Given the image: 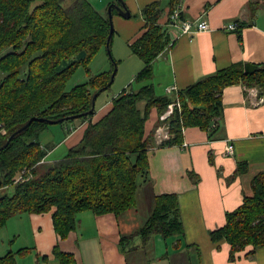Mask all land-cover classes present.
Instances as JSON below:
<instances>
[{
  "label": "trees",
  "instance_id": "obj_1",
  "mask_svg": "<svg viewBox=\"0 0 264 264\" xmlns=\"http://www.w3.org/2000/svg\"><path fill=\"white\" fill-rule=\"evenodd\" d=\"M183 2L167 0L162 6L161 0H154L141 8L142 33L130 44L131 52L144 63L135 82L152 78L154 59L171 42L168 25L174 23L173 14L180 9L181 18L186 17L181 11ZM162 18L168 22L163 24ZM110 26L108 13H101L89 0H0V192L13 188L12 193L0 195V228L12 216L53 210V225L63 240L76 228L80 212L119 215L135 206L140 184L149 179L151 145L145 134L154 107L160 114L158 124H169L171 133L158 146L182 145L183 131L188 127H200L214 135L217 120L224 113L225 87L243 84L256 87L264 95V63L254 64L257 69L251 74L244 72L242 63H232L173 96H158L153 84L137 91L130 85L113 97L112 108L100 119L92 120L96 111L81 117L88 121L81 141L63 158L46 162L53 147L41 139L52 124L47 119L89 110L94 93L110 81L114 64L97 74L91 67L106 47ZM237 33L241 39L240 31ZM81 66L88 80L67 90L68 81ZM177 98L182 110L176 109L171 118L163 119L166 107ZM33 117L46 120H34L7 144L8 138ZM24 170V180L16 181ZM247 170L246 162L238 163V174ZM188 174L195 183L199 181L194 170ZM155 234L165 239L180 237L175 247L182 245L185 229L177 194L156 196L149 218L136 233L122 236L119 246L126 253L134 249L137 237L147 245ZM209 234L217 245L222 241L230 244L231 262L248 246L246 256L264 246V172L252 177L251 195L227 211L226 223ZM27 251L10 249L0 255V264H17V254ZM53 252L60 264L73 262V254L62 251L59 245Z\"/></svg>",
  "mask_w": 264,
  "mask_h": 264
},
{
  "label": "crops",
  "instance_id": "obj_2",
  "mask_svg": "<svg viewBox=\"0 0 264 264\" xmlns=\"http://www.w3.org/2000/svg\"><path fill=\"white\" fill-rule=\"evenodd\" d=\"M152 1L127 0L133 16L119 18V32L128 43L129 59L136 55L130 51V44L142 33L144 24L141 17L134 15H139L141 8ZM182 8L186 18L205 19L210 28L181 35L169 25L170 45L154 59L152 78L141 83L136 91L145 84H153L158 96H173V88L180 91L232 63H264V0H184ZM166 21L161 20L163 24ZM232 22L239 24L241 39L238 30L227 29ZM120 56L119 53L117 57ZM133 75L124 76L123 87L135 82ZM255 89L243 84L225 87L224 113L217 120L214 135L196 126L185 128L186 145L158 146L156 129L160 126V114L154 107L146 121L145 134L151 145L149 179L140 184L135 206L119 215L80 212L76 228L63 240L54 228L53 210L18 214L25 218L31 236L27 246L31 251L28 248L26 256L34 252V264H60L53 252L54 246L59 245L62 251L73 254L70 264H264V246L246 256L248 246L231 262L230 244L222 241L217 245L209 234L226 223L227 211L236 208L244 196L251 195L252 177L264 172V100H258L264 95ZM143 106L144 103L140 108ZM111 108L112 100L101 106L92 120L100 119ZM87 124L88 121H82L76 127H68L69 133L53 144L49 153L62 143L69 148L78 144ZM228 145L233 146L232 154L226 150ZM49 156L46 162H51ZM239 162L247 163L246 173H237ZM191 169L200 176L197 183L188 174ZM163 193L178 196L185 229L182 245L175 247L180 237L165 239L155 234L147 245L137 237L132 244L134 249L124 253L119 246L121 237L142 227L154 209L156 196Z\"/></svg>",
  "mask_w": 264,
  "mask_h": 264
},
{
  "label": "rangeland",
  "instance_id": "obj_3",
  "mask_svg": "<svg viewBox=\"0 0 264 264\" xmlns=\"http://www.w3.org/2000/svg\"><path fill=\"white\" fill-rule=\"evenodd\" d=\"M92 2V4L103 14H109V5L117 0H89ZM167 0H161V5L164 6L166 5ZM139 15H134V18L139 19ZM119 18H124L122 17L119 13L113 14V23L116 26L115 29V34L113 36V41L111 44V50H112V56L115 58L117 62V73L114 79V83L110 87V89L102 92L100 96L98 97V101L96 104V111H99L101 106H104L107 102L111 101L113 97L117 96L119 93H121L125 88L129 87L130 89H133L136 91V89L142 85L141 83L134 82L133 84H127L125 87L122 86V79L124 78L125 75L129 73H134L132 76L135 77V75L142 69V60H140L136 55L132 57L133 59H129V49H128V43L124 40L123 37L120 35V24H119ZM165 18H162L164 21ZM131 51V50H130ZM120 57H117L119 55ZM119 60V61H118ZM136 63H140L137 65ZM112 60L111 56L108 54L106 47H103L100 52L96 55L94 58L91 67L93 73H99L104 70H110L112 69ZM144 65V63H143ZM88 80V75L85 71V69L81 66L79 67L74 75L70 78V80L67 83L66 89L69 90L73 88L75 85L84 83ZM133 81V79H132ZM141 102L139 106H142ZM94 119L97 117L96 115L93 116ZM83 119L77 118L72 121H67L64 123H57V124H50L47 129H45L42 132L41 139L44 144H49V145H55L59 142H61L65 137L66 134L69 133L67 128H72L78 126ZM67 130V131H66ZM66 131V133H65ZM69 147L64 145V143L59 144V146L54 150L52 154L49 153V160L51 161H56L61 158H63ZM141 182V179H140ZM12 193L13 188H8L6 190H2L0 192V195L3 193ZM20 215L12 216L6 224L0 228V255L5 254L8 250H12L14 252H17L19 248L21 249V246L25 248L30 244V234L27 230V225H26V220L25 218H20ZM31 251V249H30ZM29 252V251H28ZM27 253L25 254H17V263L18 264H34L35 263V253H31L30 255L26 256Z\"/></svg>",
  "mask_w": 264,
  "mask_h": 264
},
{
  "label": "built area",
  "instance_id": "obj_4",
  "mask_svg": "<svg viewBox=\"0 0 264 264\" xmlns=\"http://www.w3.org/2000/svg\"><path fill=\"white\" fill-rule=\"evenodd\" d=\"M181 11H183V8L181 9ZM172 17H173L174 23L171 24V27H172V29L174 27V32H177L178 34H181V35L192 33V32H197V31L200 32L203 30H208L210 28V24L205 19L193 20V19H189L186 17L181 18L180 9L177 10L173 14ZM165 20H168V19L165 18ZM236 27H237V25L234 23H230L228 25L229 30H235ZM171 30L169 31V33L171 32ZM174 35H176V34L173 33V36ZM255 90L257 91V89H255ZM258 100L263 101L264 97L261 96L258 98ZM176 109H178L179 111L182 110V104L178 98L168 104V106L166 107V109L164 111L163 119L167 120L168 118H171L175 114ZM169 128H170L169 124H164V125L158 126V128L156 129V138H157V141L159 143H161L162 141L167 140L171 137V133H170ZM1 133L5 134L6 130H1ZM183 145H186V144L184 143ZM226 150L228 153L232 154L233 146L228 145ZM22 172H23L22 174H20L16 177V181H23L24 180L25 170Z\"/></svg>",
  "mask_w": 264,
  "mask_h": 264
},
{
  "label": "water",
  "instance_id": "obj_5",
  "mask_svg": "<svg viewBox=\"0 0 264 264\" xmlns=\"http://www.w3.org/2000/svg\"><path fill=\"white\" fill-rule=\"evenodd\" d=\"M113 9H115L124 18H130L132 16L130 10L126 7L124 0H117L116 2H113L112 4L109 5L108 16H109V21H110L111 26H110V33H109V36H108V39L106 42V50H107L108 54L111 56L112 63L114 64V69H113V72L111 74L110 81L108 82L107 87L99 89L94 93V95L92 97L91 108L89 110L82 112V113L65 116V117L60 118L58 120L47 119L48 122H50L52 124H57V123H61V122L67 121V120H74L77 118H81L83 116H87V115L94 113L96 111V104H97L98 97L100 96V94L103 91H105L106 88H110L112 86V84L114 83V79H115L118 67H117V62H116L115 58H113V56H112V50H111L112 38H113L114 32H115L114 23H113ZM243 69H244V72L251 74L257 69V66L252 64V63H245L243 65ZM34 120L43 121V120H46V118H37V117L31 118L23 127H21L19 130H17L14 134H12L8 138L7 144L13 139V137L16 134H19V133L25 131Z\"/></svg>",
  "mask_w": 264,
  "mask_h": 264
},
{
  "label": "bare ground",
  "instance_id": "obj_6",
  "mask_svg": "<svg viewBox=\"0 0 264 264\" xmlns=\"http://www.w3.org/2000/svg\"><path fill=\"white\" fill-rule=\"evenodd\" d=\"M123 17V16H122ZM232 23H234V24H236L237 25V27H236V29L235 30H238L239 29V24L237 23V22H232ZM229 25V24H228ZM227 29H228V26H227ZM229 30V29H228ZM203 31H205V30H203ZM197 32H199V31H197ZM201 32V31H200ZM174 93H177V91L178 90H176V88H173V90H172Z\"/></svg>",
  "mask_w": 264,
  "mask_h": 264
}]
</instances>
